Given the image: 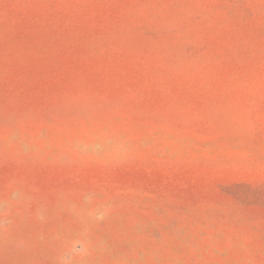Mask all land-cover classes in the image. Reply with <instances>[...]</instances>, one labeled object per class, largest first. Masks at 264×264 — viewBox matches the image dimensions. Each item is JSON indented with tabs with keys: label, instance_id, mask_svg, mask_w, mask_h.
Listing matches in <instances>:
<instances>
[{
	"label": "rangeland",
	"instance_id": "obj_1",
	"mask_svg": "<svg viewBox=\"0 0 264 264\" xmlns=\"http://www.w3.org/2000/svg\"><path fill=\"white\" fill-rule=\"evenodd\" d=\"M0 264H264V0H0Z\"/></svg>",
	"mask_w": 264,
	"mask_h": 264
}]
</instances>
